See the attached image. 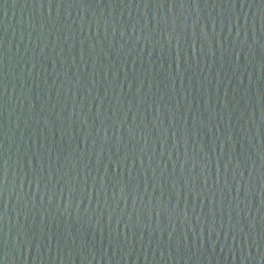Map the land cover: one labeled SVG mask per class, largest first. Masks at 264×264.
Listing matches in <instances>:
<instances>
[{"label": "water", "instance_id": "water-1", "mask_svg": "<svg viewBox=\"0 0 264 264\" xmlns=\"http://www.w3.org/2000/svg\"><path fill=\"white\" fill-rule=\"evenodd\" d=\"M0 264H264V0H0Z\"/></svg>", "mask_w": 264, "mask_h": 264}]
</instances>
